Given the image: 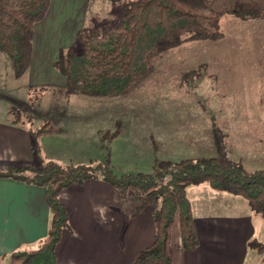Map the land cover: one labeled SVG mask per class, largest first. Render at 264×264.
Segmentation results:
<instances>
[{"label":"rangeland","instance_id":"1","mask_svg":"<svg viewBox=\"0 0 264 264\" xmlns=\"http://www.w3.org/2000/svg\"><path fill=\"white\" fill-rule=\"evenodd\" d=\"M113 8L111 0H51L34 25L32 62L24 73L16 77L11 61L0 53V121L33 132L45 119L55 125L52 114L61 109L99 115L94 128L101 132L93 140L99 160L72 164L108 160L116 175L151 173L154 161L214 157L215 134L222 135L227 155L246 171L264 169V18L223 15L220 39L188 41L162 53L142 86L126 95L66 97L61 73L51 70L48 58L59 49L78 53L77 30L108 26ZM11 107L15 111L9 113ZM10 163L16 162L0 160V171Z\"/></svg>","mask_w":264,"mask_h":264},{"label":"trees","instance_id":"2","mask_svg":"<svg viewBox=\"0 0 264 264\" xmlns=\"http://www.w3.org/2000/svg\"><path fill=\"white\" fill-rule=\"evenodd\" d=\"M51 0H0V53L12 64L16 77L29 67L34 25L43 20ZM109 25L101 29L80 28L78 53L59 49L53 66L65 78L66 97L126 95L142 86L153 71V60L171 48L193 40L222 37L223 15L241 19L264 18V0H111ZM9 113L15 111L11 107ZM16 124V123H15ZM118 126L120 123L117 122ZM45 119L30 132L35 161L10 163L0 178H10L42 187L51 219L46 236L35 248H23L7 256L8 264H59L56 246L68 227V214L60 193L88 179H101L120 197L129 191L141 198L136 213L151 208L153 241L133 257L130 264H172V229L177 223L179 247L198 246L194 218L186 194L189 185L207 183L212 189L242 196L251 212L264 217V169L248 172L226 152L222 135L215 134L214 157H196L178 162L155 161L153 171L116 175L102 163L65 165L45 160L37 138L55 131ZM117 129L108 134L113 139ZM106 134V133H105ZM156 207H153V204ZM248 247L264 252V241L252 239Z\"/></svg>","mask_w":264,"mask_h":264},{"label":"crops","instance_id":"3","mask_svg":"<svg viewBox=\"0 0 264 264\" xmlns=\"http://www.w3.org/2000/svg\"><path fill=\"white\" fill-rule=\"evenodd\" d=\"M55 56L56 52L48 58L51 70ZM58 79L64 86V76L60 74ZM17 103L24 107L23 101ZM45 113L41 115L46 117ZM53 115L58 119L55 131L37 138L41 156L67 165L98 161L93 140L94 134L101 132L94 128L100 116H80L71 114L68 109ZM32 143L30 130L24 125L0 121V160L35 161ZM105 162L109 168V161ZM186 194L198 246L194 250L179 247L176 223L171 237L172 264H264V252L247 245L252 239L264 241V221L256 219L242 196L214 190L205 182L189 185ZM60 200L68 214V227L62 231L56 246L59 264H130L133 257L153 241L151 208L145 206L134 213L141 198L132 192L120 197L115 188L97 178L63 190ZM50 219L42 187L0 178V260L19 249L37 247L48 232Z\"/></svg>","mask_w":264,"mask_h":264}]
</instances>
